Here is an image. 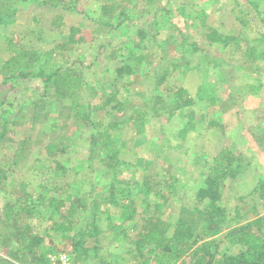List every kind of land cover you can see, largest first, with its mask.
<instances>
[{
	"label": "rangeland",
	"instance_id": "374dc122",
	"mask_svg": "<svg viewBox=\"0 0 264 264\" xmlns=\"http://www.w3.org/2000/svg\"><path fill=\"white\" fill-rule=\"evenodd\" d=\"M2 1L15 8V20L0 25V69L18 48L42 53L55 50L48 67L68 65L80 71L83 84L77 97L94 109V118L102 122L100 129L114 119L122 120L114 129L120 152L112 167L104 150L91 152L92 128L79 118L67 117L71 98L59 97L53 87L45 92L40 77L4 81L0 75V112L42 98L41 111L48 114L39 123L29 121L32 110L28 108L26 118L10 115L6 137L0 141V164H13V158L17 163L0 189V213L7 202L17 201L23 189L47 192L58 184L65 195L76 194L87 204L79 217H88L92 209L101 217L100 254L86 264L113 258L129 264L124 258L136 253L134 244L143 221L127 222L120 230L109 226L108 215L120 213L116 205L105 208L111 180L117 177L131 183L139 201L147 197L149 211L164 222L168 232L183 218L205 235L207 216L202 210L209 201H200L196 193L212 156L227 146L237 156L235 167L240 173L223 180L220 204L232 216L240 209L242 222L264 214V195L255 190L264 175V0H59L57 5L46 0ZM112 3L118 4L114 13L104 12L103 6ZM147 10L151 14L145 15ZM120 12L131 21L113 28L111 23ZM72 26L83 30L85 41L69 42ZM139 28L146 31L142 43ZM211 28L218 29L227 44L210 43L206 34ZM120 45V56L110 58ZM141 50L149 56L141 71L120 80L116 68L125 62L123 56ZM250 84L260 86L258 96ZM173 87L185 88L195 104L169 115L174 96L168 93ZM111 96L124 104L122 110L103 107L104 99ZM154 104L162 106L159 116L150 112L144 121L131 119V114ZM189 111L194 113L195 124L182 137L180 130ZM212 119L219 124L212 125ZM60 136L65 137L67 147L59 156L66 172L56 169L46 156V144ZM23 139L27 144L19 154ZM164 180L172 181V189ZM49 214L48 208H42L33 216L22 215L20 222L45 235ZM226 231L224 227L205 235L199 243L215 239L220 252H238L241 245L226 240ZM55 240L47 238L46 244L72 252V245ZM0 256L3 264H22L6 248H0ZM190 256L184 259L188 262Z\"/></svg>",
	"mask_w": 264,
	"mask_h": 264
},
{
	"label": "trees",
	"instance_id": "16d2710c",
	"mask_svg": "<svg viewBox=\"0 0 264 264\" xmlns=\"http://www.w3.org/2000/svg\"><path fill=\"white\" fill-rule=\"evenodd\" d=\"M58 1L46 0L45 2L57 5ZM117 5V3L105 4L103 10L113 14ZM14 9L0 0V25H7L15 20ZM149 13L151 14V11L147 10L145 15ZM114 19L115 21L111 23L113 28H118L126 20L131 21L124 12H120ZM82 32L83 30L79 27H70L69 42L85 41ZM138 33L142 43L146 31L139 28ZM206 36L210 43L227 44V38L216 28H211ZM18 43L16 42V44ZM192 49L194 48H191V52ZM121 50H123L121 45L114 48L110 58L117 59ZM54 51L49 50L42 53L38 50L18 48L14 55L3 62L0 75L4 76V81L28 76L40 77L44 82L45 92L53 87L59 97L71 98V113L66 114L67 117L79 118L92 128L91 152L93 153L97 148L104 150L108 158V165L114 167L120 152L119 139L114 129L122 119H114L104 129H100L102 122L94 118V109L84 106L77 97L83 84L80 71L68 65L56 67L54 64L48 67V60L53 58ZM123 57L125 62L116 68L120 80L125 75L140 72L142 63L149 58L148 53H144L143 50L126 53ZM42 59H46V62H43ZM203 87H200L201 91ZM250 87L253 90V95L258 96L260 86L250 84ZM168 94L174 96L172 107L168 110L169 115L195 104V98L183 87H173ZM200 95L204 96L202 93ZM41 102L42 98L39 101L28 100L27 104L25 102L17 108L12 106L4 108L0 112V141L6 137L8 124L11 121L10 115L13 113L18 119L26 118L27 115L24 111L28 108L32 110V118L29 119L31 123L46 120L48 114L41 111L43 109ZM109 105L118 110L124 108V104L114 96L104 99L103 107ZM161 108L162 106L159 107L155 104L151 109L142 108L131 114V119L136 122L144 121L151 113L159 116L162 113ZM112 110L109 109L108 113L115 116ZM186 115L188 121L180 130L182 137L195 124L193 122L194 113L189 111ZM210 123L214 126L219 124L214 119ZM53 124L57 125L56 122ZM64 138V136H60L49 141L45 146L46 156L55 163L56 169L62 172H66V166L59 159V156L67 150ZM25 143L27 144V140L23 139L19 154L23 152ZM236 161L237 156L234 151L223 146L212 156L211 165L204 175L196 196L200 201H209L207 209L202 210L207 216L205 235L214 234L226 227V240L241 245L238 252H220L218 250L219 243L215 239H207L199 243V240L205 235L197 233L192 224L183 218L176 221L172 232H168L169 229L164 226V222L149 211L150 200L146 197L145 200L139 201L132 190L131 183L114 177L106 190L104 204L105 208H108L110 204L116 205L120 209V213L115 217L111 214L108 215L107 219L111 222L109 226L120 230L127 222L135 221L138 218L143 221L134 244L136 253L130 259L127 260L125 257L124 260L129 264H264V214L242 222L243 216L240 209L237 208L235 215L232 216L228 209L220 204L223 180L229 175L236 177L240 173L235 167ZM15 163H17V159L13 158V164H0V189L4 187L8 171L13 168ZM174 180L177 178L174 177ZM164 181L172 189V181ZM53 187L47 192L41 189L36 192L23 189L16 202H7L4 205L0 213V248H6L8 255L14 261H19L22 264H48V255L59 250L55 244H46V240L49 238L50 242H53L58 238L59 241H66L72 245L71 254L78 264H86L88 260L98 257L100 254L101 217L95 209L90 211L88 217H79L81 211L85 210L87 206L84 200L73 193L65 195L58 184ZM51 190H53L52 193ZM255 190L264 195V175L259 177ZM42 208H48L50 211L47 218L48 231L45 235L34 233L32 228L28 227L29 225L20 222L22 215L33 216ZM78 226L82 227L77 230ZM90 239H93L91 243ZM189 253L190 261L187 262L184 258ZM3 260L4 258L0 256V264H3ZM9 263L14 262L10 261ZM102 264H119V262L113 258L110 261H103Z\"/></svg>",
	"mask_w": 264,
	"mask_h": 264
},
{
	"label": "built area",
	"instance_id": "2783aa9c",
	"mask_svg": "<svg viewBox=\"0 0 264 264\" xmlns=\"http://www.w3.org/2000/svg\"><path fill=\"white\" fill-rule=\"evenodd\" d=\"M48 264H78L71 252L61 250L48 255Z\"/></svg>",
	"mask_w": 264,
	"mask_h": 264
}]
</instances>
